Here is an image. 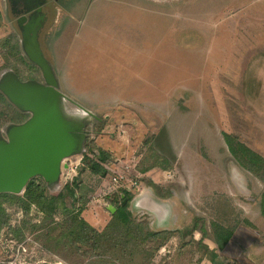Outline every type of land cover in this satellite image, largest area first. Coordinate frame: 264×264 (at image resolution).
Returning <instances> with one entry per match:
<instances>
[{
	"label": "rangeland",
	"instance_id": "374dc122",
	"mask_svg": "<svg viewBox=\"0 0 264 264\" xmlns=\"http://www.w3.org/2000/svg\"><path fill=\"white\" fill-rule=\"evenodd\" d=\"M47 2L37 36L41 51L68 97L67 110H78L77 103L93 116L83 119L82 150L64 159L58 183L45 185L46 193L56 195L66 182H76L87 190L86 201L71 208L100 217V225L87 222L101 230L122 192L107 184L127 165L140 174L127 209L151 230L175 235L167 247L175 244L176 251L167 260L187 264L202 254L212 262L196 245L204 232L212 233L211 223L251 227L250 211L261 212L262 175L229 152L222 133L264 158V0ZM15 17L8 0H0V39L11 34L20 44ZM2 53L0 46V74L12 69ZM21 53L32 66L13 57L9 63L21 77L41 79L40 69ZM100 151L109 154L106 160ZM157 155L163 165L139 170L140 161L147 165ZM86 157L100 161L107 173L91 172ZM142 190L163 203L164 219L148 209L138 219L133 204ZM65 201L72 203L70 197ZM4 207L10 218L0 229V264H70L33 234L25 232L22 241L13 237L22 219L40 221L33 205L27 216L16 205ZM179 244L184 249L177 253ZM153 257V264L162 263L157 253Z\"/></svg>",
	"mask_w": 264,
	"mask_h": 264
},
{
	"label": "trees",
	"instance_id": "16d2710c",
	"mask_svg": "<svg viewBox=\"0 0 264 264\" xmlns=\"http://www.w3.org/2000/svg\"><path fill=\"white\" fill-rule=\"evenodd\" d=\"M12 36L10 34L0 39V46L4 49L2 54L5 64H8L19 78L25 79L21 77L18 67L9 63L10 58L13 57L23 66L31 65L22 55L18 39ZM29 78L34 77L28 76L27 79ZM27 116V113L18 111L0 92V126L8 121L21 122ZM222 134L229 152L246 169L254 174H261L264 182V158L243 143L236 142L230 133L223 132ZM244 154L247 155L246 159ZM108 155L104 151L99 152V158L102 161L106 160ZM151 158L154 160L147 165H144L143 160L139 162L140 171L146 170L155 163L162 164L159 162L158 155L151 156ZM87 159L88 157L85 158V162L91 172L102 176L107 173V169L101 165L100 161L93 159L87 161ZM45 188V183L40 177H33L27 182L21 194L0 193V229L3 226H9L10 217L4 207L5 203L16 205L25 216L30 213L33 205L36 208V214L40 212V221L36 223L26 218L22 219L21 224L12 230L13 237L17 241H22L25 232L33 234L35 240L39 241L45 250L70 264H75L74 262L78 264H149L158 249L172 236L166 230L153 231L146 225V222L135 220L131 216L127 209V203L133 196L130 192H121L118 200L115 201L110 219L101 230H97L80 216V209L73 211L71 208L75 201L80 203L79 208L84 206L86 189L78 187L76 182H66L62 191L51 195L46 193ZM261 195L260 208L264 216V189ZM67 197L72 199L70 206L66 204ZM57 216H59L58 219H56ZM211 229L212 233L208 235L204 232V236L211 238L217 248L222 249L230 239L231 231L217 222L211 223ZM55 230L58 232L54 234ZM204 236L202 234V238ZM202 238L197 240V248L201 252L208 253L213 259L216 252L202 243ZM81 245L89 249L81 251ZM72 258H74L73 261Z\"/></svg>",
	"mask_w": 264,
	"mask_h": 264
},
{
	"label": "water",
	"instance_id": "95a60500",
	"mask_svg": "<svg viewBox=\"0 0 264 264\" xmlns=\"http://www.w3.org/2000/svg\"><path fill=\"white\" fill-rule=\"evenodd\" d=\"M43 1L31 7L33 12L27 22H22L25 16L18 20L20 47L40 69L42 80L21 79L12 69L0 74V92L18 111L28 113L23 121L9 123L0 130V193L21 194L33 177H40L47 187L56 185L66 167L64 159L83 148V119L93 116L77 103L78 110L70 111L77 116L68 117L63 111V101L68 97L58 88L55 73L37 39L44 21L39 13Z\"/></svg>",
	"mask_w": 264,
	"mask_h": 264
},
{
	"label": "crops",
	"instance_id": "0c3cea01",
	"mask_svg": "<svg viewBox=\"0 0 264 264\" xmlns=\"http://www.w3.org/2000/svg\"><path fill=\"white\" fill-rule=\"evenodd\" d=\"M262 155L264 156V152ZM148 193L150 192L144 193V191L142 190L140 194L137 195V198H135L134 200L133 205L136 208L135 212H137L136 213L137 217L139 215H142L145 209H148L151 212L158 213V215L164 219L163 214L165 210L163 208V203L159 202L152 196L149 197ZM111 207L112 206H110V210H111ZM249 216H251V218L248 219L247 223H249L250 221L251 227L232 228L230 226H225V224L224 225L221 224L231 231V237L222 249L215 250L216 244L211 238L208 239L209 237H207L206 240H203V242L205 241L204 243H206L209 249L216 252V256L212 259V262L208 261L209 257H207L206 258L207 260L205 263L204 262L205 260L200 258L203 255L201 254L200 256H198V254H196L195 259L193 261H190V263H187V264H222L224 260L226 261V263H223V264H264V216L261 214V212H251V211H250ZM82 217L83 219H85L86 221H89L93 225L101 224V221H100L101 218L100 217L98 218V216L95 218H92L91 216L89 217L82 216ZM107 222L108 220L105 222V224ZM104 226H102V228ZM153 231H158V230H153ZM173 237H175V235L172 234V236L169 237V239L156 252L159 256H161L162 264H177L175 262L172 263L169 261L172 256L171 252L176 251L175 244L173 245L172 248L167 247L168 246L167 242L171 240ZM195 239H198L196 235H195ZM171 245L172 244H170L169 246L171 247ZM179 248H180V251H177V253L178 252L180 253L184 249L180 246V244H179ZM162 255L165 257H163ZM153 260H154V257L152 261ZM149 264H153V262H150Z\"/></svg>",
	"mask_w": 264,
	"mask_h": 264
},
{
	"label": "flooded vegetation",
	"instance_id": "af4514ba",
	"mask_svg": "<svg viewBox=\"0 0 264 264\" xmlns=\"http://www.w3.org/2000/svg\"><path fill=\"white\" fill-rule=\"evenodd\" d=\"M48 0H44L42 3H41V6H40V11L39 13H41V15H43V20L44 19H47V11L45 10V6L47 5V2ZM39 3V0H8V4H9V9L11 10V12H13V14L16 15L15 17V21H16V24L19 28V23H18V20L19 21H22L20 19L21 16H25V21H22L23 24L25 22H27V20L29 19V17L31 16L32 12H33V9H31V7L35 6V4ZM34 8H37V7H34ZM22 24V23H21ZM38 80H42L41 79H38ZM63 111L65 113V115H67L68 117H71V116H77L76 113H71L69 110H67V108H63Z\"/></svg>",
	"mask_w": 264,
	"mask_h": 264
},
{
	"label": "built area",
	"instance_id": "2783aa9c",
	"mask_svg": "<svg viewBox=\"0 0 264 264\" xmlns=\"http://www.w3.org/2000/svg\"><path fill=\"white\" fill-rule=\"evenodd\" d=\"M126 167V168H125ZM125 167L121 166L111 177V181L107 184L111 185L109 188L110 190L114 189H121V191H127V192H135L136 189H138L137 181L139 179V176L133 175L131 173V170L128 169L127 165ZM135 168V165H134ZM139 173V172H138ZM136 176V177H135ZM121 194V193H120ZM133 194V193H132ZM19 249L17 248V251ZM154 264H162V263H154Z\"/></svg>",
	"mask_w": 264,
	"mask_h": 264
},
{
	"label": "bare ground",
	"instance_id": "6f19581e",
	"mask_svg": "<svg viewBox=\"0 0 264 264\" xmlns=\"http://www.w3.org/2000/svg\"><path fill=\"white\" fill-rule=\"evenodd\" d=\"M148 191V190H147ZM145 193V192H144ZM150 197V196H149ZM161 205V204H160ZM165 205V204H164ZM165 207V206H164ZM167 208V207H166ZM167 212V211H166ZM153 214H155V213H153Z\"/></svg>",
	"mask_w": 264,
	"mask_h": 264
}]
</instances>
